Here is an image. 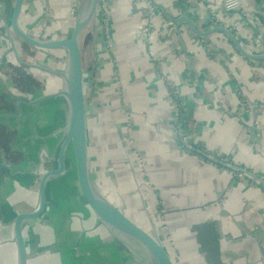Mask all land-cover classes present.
Here are the masks:
<instances>
[{
	"label": "crops",
	"instance_id": "1",
	"mask_svg": "<svg viewBox=\"0 0 264 264\" xmlns=\"http://www.w3.org/2000/svg\"><path fill=\"white\" fill-rule=\"evenodd\" d=\"M12 1L0 0V70ZM72 2L25 0L20 24L31 25L28 14L36 15L41 9L64 19ZM41 3H45L42 8ZM225 3H99L98 16L103 21L98 36L103 45L98 51L99 78L103 85L92 97L100 110L94 116L91 172L99 171L103 182H95L98 189L124 211L142 203L144 222L157 224L155 229L161 226L162 241L175 245L171 251L179 264H264V60L244 57L221 31L201 36L186 22L173 21L186 15L201 31L214 24L225 26L247 50L264 53V0H240L235 9L226 8ZM73 25L64 23L63 33L57 30L60 34L55 37L68 35ZM33 28L36 33L29 26L34 35H49L39 25ZM62 65L65 69L66 60ZM52 75L60 85L51 93L64 86L62 77ZM55 98L62 96L24 105L33 110ZM1 111L0 264H19L15 218L19 212L37 208L40 179L57 167L59 151L53 149L52 157L47 154L48 166L38 176L37 187L34 176L35 183L29 182L31 187L24 192L23 175L26 170L31 172L33 161L16 143L19 129L13 119L25 111ZM88 128L90 134L89 122ZM241 169L246 170L242 176ZM54 179L47 183L44 214L24 224L28 264H71L81 248L97 249L107 237L117 240L98 221L79 188L68 194L70 211L80 212L84 222L75 221L70 228L69 217L62 211L68 206L48 197ZM55 241L61 255L41 261V254ZM99 251L100 256L94 254L90 264H104Z\"/></svg>",
	"mask_w": 264,
	"mask_h": 264
},
{
	"label": "rangeland",
	"instance_id": "2",
	"mask_svg": "<svg viewBox=\"0 0 264 264\" xmlns=\"http://www.w3.org/2000/svg\"><path fill=\"white\" fill-rule=\"evenodd\" d=\"M74 1L75 2H72L73 4L70 6V9L68 8L69 14L66 15L64 19H62L60 15L54 16L53 14L49 13V9H41L39 13H36V15L28 14L27 21L31 23V25L29 26H31V29H33L34 33H36L37 31H35L33 27H37L38 25L43 28L41 30L44 34L49 33V35H41L38 37L56 38L55 36L59 35L60 32L63 33L64 23L70 25L75 22V19L77 18L79 12L85 10L89 3V0ZM13 3L14 0L12 1L11 5H13ZM42 5H45V3H41V8ZM68 9L66 8V11H68ZM12 11H9V13L11 12L12 14ZM97 17L98 19L96 18L94 22L89 24L81 38L84 52L83 56L86 63V69L84 71V85L87 101L86 108L88 113V122L90 126L89 143L91 145L89 144V149L90 158L93 159L95 156V144H92V136L94 133L93 127L95 121L94 116L100 109L99 106H97V104L92 101V97L96 96V90L101 89L100 87L103 85L102 80L99 78V66H101V60H99L98 53V51L101 50L103 46L101 41L98 40L99 32L103 30V21L101 17ZM9 21L10 19H7L6 22L8 23ZM55 24L58 26H55V29L51 30V27ZM29 26L25 25L24 27L31 32ZM57 30L60 32L57 33ZM4 37L7 39V45L5 46L6 51L2 53L1 56V64L4 68L0 70V110H3L1 111V113H5V111L6 113H15L19 109V100H27L28 97H32V99H35L50 92L53 87H56L54 88L56 90L59 89L60 80L55 81L54 83L53 79L56 80L57 78H55L52 74L43 73V71L46 70L42 69L41 67H45L49 70H65L63 69L64 66L62 65V62H65L66 56L64 50L62 49L53 51L51 50L52 52H44L43 50L37 49L36 47L26 43L23 39L12 33L10 29H8V27L7 34H5ZM18 57L19 59L33 66H26L25 64L20 63V60L18 61ZM58 60L59 62L61 61V64L59 65L55 63L56 61L58 62ZM94 67L98 70H94ZM17 70L19 72H22L23 76L21 75V73L17 72ZM15 73H19V80H17L18 84L15 83V79L11 76ZM25 73L30 78L27 77ZM21 109L25 111L23 112V115L19 114L20 116L22 115V117L19 118L15 116L13 121L18 122L17 126L19 129V135L17 136L16 143L23 148V151L26 150V155L27 157H29L28 160L33 161L32 164L30 163L29 165L31 166V172L29 170H26V173H24L23 175V177L26 178V180L24 179V182L27 183L26 188L23 189L24 192L28 193L27 190L31 187V184L29 185V182H33L32 178L34 176L37 187L39 181L38 176H41L43 171L47 168L46 165L48 166V162L46 161H48V156H53V149H55V151L58 149L59 151L60 143L62 141L61 139L62 137H64V133L62 132V130L66 125L68 119V103L66 98L62 96V98L51 99L42 104L36 105V108H34L33 110H29L30 108L25 105H21ZM27 145H29V147ZM39 160H41V162ZM74 169L73 151L71 150L70 154H68L66 171L58 177L56 176V179H54L53 182L51 181L48 186L49 200H56L59 202L62 201L65 206H68L66 207V209L63 208L62 211L65 212V214L69 217L66 220V223L70 225V228L75 223V221L84 222V218L80 212L70 211L72 202L69 197L70 195L68 194L76 192L78 189L76 173ZM95 173L92 172L94 182H97L98 180L101 184L103 182L102 175L98 170H95ZM106 180L110 181L109 177ZM134 186H136L135 182ZM59 202H56V204L58 205ZM79 206L81 207L80 204ZM126 213L137 224L148 230L151 228V230L155 231L159 238L162 240L161 237L163 236L164 231H161V226H157V230L155 229L157 224L155 226H149L146 222H144L142 203L141 205L139 203L133 204V206L130 207V209H128ZM117 234L119 235L118 237L116 236L117 240L107 237L104 243L101 245V247H103L102 249L100 246L97 249L95 248L93 250L88 247L81 248L76 258H72L73 261L71 262V264H88V261L90 264V261L93 259L94 254L100 256L99 249L103 253L104 257L102 258H104V264H152L146 252L138 243H135L132 239L120 233ZM54 243H56V241L53 242L47 250H44V254H41V261L50 262L49 257L54 256V254L56 253L61 255L62 252L59 251L61 249V246L58 244L56 247H54ZM164 245L174 259L175 263L179 264L180 261H178L177 257L175 259L171 251L172 249L175 250V248H173L175 245H170V247L168 243L165 242ZM62 248H64L63 245ZM70 255H72V253H70ZM68 264H70V262H68Z\"/></svg>",
	"mask_w": 264,
	"mask_h": 264
},
{
	"label": "water",
	"instance_id": "3",
	"mask_svg": "<svg viewBox=\"0 0 264 264\" xmlns=\"http://www.w3.org/2000/svg\"><path fill=\"white\" fill-rule=\"evenodd\" d=\"M99 3L100 0H89L86 9L79 12L68 35L56 38H43L30 33L29 30L20 24L24 0H14L12 15L7 23L8 29L37 49L43 51L62 49L66 52L64 71L49 70L41 67L54 75L62 77L63 88L36 99L19 101L18 107L20 111H22L21 104H37L43 100L58 96L65 97L68 103V119L63 129L64 137L57 156V167L44 172L40 179L38 190L39 204L37 208L33 211L19 212L15 218L14 241L18 249L19 264H28V252L23 234L24 224L26 221L38 219L44 214L47 207V183L51 178L59 176L66 171L68 154H70L71 150L73 151L74 170L78 188L88 206L96 214L98 221L103 222L115 236L118 237L117 233H120L138 243L146 252L152 264H176L156 232L148 230L132 220L126 211L115 205L101 193L93 180L90 167L88 113L84 85V52L81 38L89 24L97 18ZM159 6L166 12L163 5L159 4ZM175 20L186 22L194 33L201 36H208L215 31H221L244 57L253 60H264V53L257 54L247 50L236 35L225 26L214 24L211 28L201 31L186 15L173 19V21ZM19 60L20 63L26 66H33L18 57Z\"/></svg>",
	"mask_w": 264,
	"mask_h": 264
},
{
	"label": "built area",
	"instance_id": "4",
	"mask_svg": "<svg viewBox=\"0 0 264 264\" xmlns=\"http://www.w3.org/2000/svg\"><path fill=\"white\" fill-rule=\"evenodd\" d=\"M226 8L228 9H235L237 7H239L240 5V0H226ZM244 172H246V170L241 169L239 175L242 176L244 174Z\"/></svg>",
	"mask_w": 264,
	"mask_h": 264
},
{
	"label": "trees",
	"instance_id": "5",
	"mask_svg": "<svg viewBox=\"0 0 264 264\" xmlns=\"http://www.w3.org/2000/svg\"><path fill=\"white\" fill-rule=\"evenodd\" d=\"M204 24H207V22L204 23ZM17 72H19V71L17 70ZM19 73H21V75L23 76V73H22V72H19ZM19 73H15V74L11 75L12 78L15 79V83H17V84H18L17 80H19V79H18V74H19ZM25 75H26V73H25ZM26 76L29 77L28 75H26ZM29 78H30V77H29ZM15 85H16V84H15Z\"/></svg>",
	"mask_w": 264,
	"mask_h": 264
},
{
	"label": "flooded vegetation",
	"instance_id": "6",
	"mask_svg": "<svg viewBox=\"0 0 264 264\" xmlns=\"http://www.w3.org/2000/svg\"><path fill=\"white\" fill-rule=\"evenodd\" d=\"M24 1H25V0H24ZM13 4H14V3H13ZM23 9H24V5H23ZM12 10H13V9H12ZM23 11H24V10H23ZM23 11H22V13H23ZM22 13H21V14H22ZM11 15H12V14H11ZM97 16H98V13H97ZM103 34H104V32H103ZM103 36L106 37L105 34H104ZM37 98H38V97H37ZM28 99H32V97H31V98L28 97L27 100H28ZM33 99H34V98H33ZM35 99H36V98H35ZM19 101H21V100H19ZM19 101H18V102H19ZM23 101H26V100H23ZM21 105H24V104H21ZM20 107H21V106H20ZM19 111H20V109H19ZM19 111L17 110V113H20Z\"/></svg>",
	"mask_w": 264,
	"mask_h": 264
}]
</instances>
